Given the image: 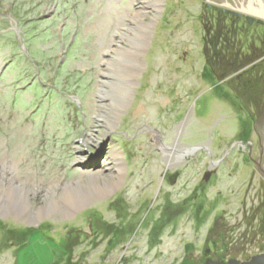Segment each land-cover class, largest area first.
<instances>
[{
    "label": "rangeland",
    "instance_id": "obj_1",
    "mask_svg": "<svg viewBox=\"0 0 264 264\" xmlns=\"http://www.w3.org/2000/svg\"><path fill=\"white\" fill-rule=\"evenodd\" d=\"M260 7L0 0V264L264 255Z\"/></svg>",
    "mask_w": 264,
    "mask_h": 264
},
{
    "label": "flooded vegetation",
    "instance_id": "obj_2",
    "mask_svg": "<svg viewBox=\"0 0 264 264\" xmlns=\"http://www.w3.org/2000/svg\"><path fill=\"white\" fill-rule=\"evenodd\" d=\"M225 4L227 2V0H224ZM263 7V6H262ZM260 12H258L257 14L260 16V18L257 19V16L254 15L256 13L252 12V16H243V18H240V20H244V22L246 24H249V27H257L255 28V34H246V37L250 36V41L249 44H247L246 47V52H243L244 50H241V52L238 54L237 58L234 59L233 61H229L227 63H225V69L226 72L231 73V76H234L236 73L234 72H238L239 75H242L241 78H237L238 81H242V77L244 75V72L246 73L248 70L250 69L252 66L251 65H257L259 62H264V49L261 50H255V45L257 43H260L261 46H264V10L262 8H259ZM263 10V11H262ZM253 11V10H252ZM255 12V11H254ZM245 24V25H246ZM249 30V29H248ZM254 32V31H253ZM252 33V32H251ZM233 42V41H231ZM248 57H253V59L250 61V59H248ZM250 63H252L250 65ZM242 65H247L245 67L244 70L241 71L242 69Z\"/></svg>",
    "mask_w": 264,
    "mask_h": 264
},
{
    "label": "water",
    "instance_id": "obj_3",
    "mask_svg": "<svg viewBox=\"0 0 264 264\" xmlns=\"http://www.w3.org/2000/svg\"><path fill=\"white\" fill-rule=\"evenodd\" d=\"M257 115L264 141V103L259 107ZM262 164L264 168V158ZM199 262L200 264H264V255L253 256V260L249 263H244L237 256L229 254H217L215 255V261L212 259H201L199 260ZM191 264H194V262H192Z\"/></svg>",
    "mask_w": 264,
    "mask_h": 264
},
{
    "label": "bare ground",
    "instance_id": "obj_4",
    "mask_svg": "<svg viewBox=\"0 0 264 264\" xmlns=\"http://www.w3.org/2000/svg\"><path fill=\"white\" fill-rule=\"evenodd\" d=\"M261 3V2H260ZM252 8V7H251ZM261 8V7H260ZM263 11V10H262ZM109 188H101V187H96L94 191L98 193L99 195H104L106 194ZM88 197L83 196L82 194H75L70 199L68 200V211H73L75 209H79L82 207L86 202H88Z\"/></svg>",
    "mask_w": 264,
    "mask_h": 264
}]
</instances>
